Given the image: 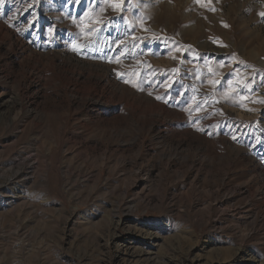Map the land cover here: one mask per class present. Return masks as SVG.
I'll use <instances>...</instances> for the list:
<instances>
[{"label": "rangeland", "instance_id": "rangeland-1", "mask_svg": "<svg viewBox=\"0 0 264 264\" xmlns=\"http://www.w3.org/2000/svg\"><path fill=\"white\" fill-rule=\"evenodd\" d=\"M0 264H264V0H0Z\"/></svg>", "mask_w": 264, "mask_h": 264}, {"label": "bare ground", "instance_id": "bare-ground-1", "mask_svg": "<svg viewBox=\"0 0 264 264\" xmlns=\"http://www.w3.org/2000/svg\"><path fill=\"white\" fill-rule=\"evenodd\" d=\"M224 213V212H223Z\"/></svg>", "mask_w": 264, "mask_h": 264}]
</instances>
